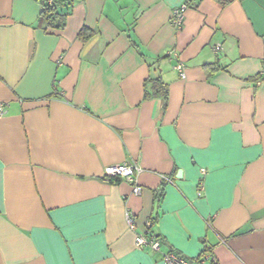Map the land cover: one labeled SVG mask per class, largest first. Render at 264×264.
I'll return each instance as SVG.
<instances>
[{
    "label": "crops",
    "instance_id": "obj_1",
    "mask_svg": "<svg viewBox=\"0 0 264 264\" xmlns=\"http://www.w3.org/2000/svg\"><path fill=\"white\" fill-rule=\"evenodd\" d=\"M71 4L0 0V264H264V0Z\"/></svg>",
    "mask_w": 264,
    "mask_h": 264
},
{
    "label": "built area",
    "instance_id": "obj_2",
    "mask_svg": "<svg viewBox=\"0 0 264 264\" xmlns=\"http://www.w3.org/2000/svg\"><path fill=\"white\" fill-rule=\"evenodd\" d=\"M186 4L182 5L178 8L173 9L172 16L170 18V24L175 29H180L182 26L183 21V13L185 10ZM221 50V46L216 45L214 48L215 52ZM173 57L176 55L171 53ZM174 71L178 72L180 79H185V72L183 64L177 60L176 65L174 66ZM3 104H0V116L4 114ZM140 171L134 165L129 164H119L117 166H107L102 171V178L105 181L109 179H117L118 181H125L132 184V195H140L142 192V188L139 187L136 183H134L135 175L138 174ZM167 182L166 178H164ZM202 186L199 184L198 186V196H201ZM125 220H127V227L130 231H133L135 228V221L132 219L129 213H126ZM134 244L138 249H143L149 247L154 252H159L160 250V243L159 241L152 237L148 232L146 234H136ZM163 264H190V262L182 258L179 254L175 252L163 254Z\"/></svg>",
    "mask_w": 264,
    "mask_h": 264
},
{
    "label": "trees",
    "instance_id": "obj_3",
    "mask_svg": "<svg viewBox=\"0 0 264 264\" xmlns=\"http://www.w3.org/2000/svg\"><path fill=\"white\" fill-rule=\"evenodd\" d=\"M39 2L42 8L39 15V25L44 26L46 29L63 30L72 7L71 0H39ZM83 32L84 31H81L79 33V37H81L82 40L87 38L86 36V38L82 36ZM216 69L215 65L205 66V70L208 72H213ZM149 83L151 85L150 91L145 89V97L148 98L149 96H153V94H158L163 98V106L165 108L168 98L166 85H163L159 78H152ZM112 180L113 179H111V181ZM113 181L117 182L118 180L114 179Z\"/></svg>",
    "mask_w": 264,
    "mask_h": 264
}]
</instances>
